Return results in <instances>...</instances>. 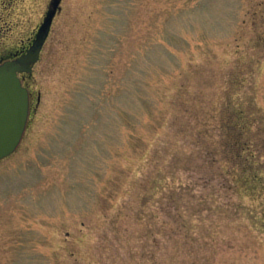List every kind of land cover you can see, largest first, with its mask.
<instances>
[{
  "label": "rangeland",
  "instance_id": "obj_1",
  "mask_svg": "<svg viewBox=\"0 0 264 264\" xmlns=\"http://www.w3.org/2000/svg\"><path fill=\"white\" fill-rule=\"evenodd\" d=\"M51 2L0 0V57ZM23 84L0 264H264V135L258 179L220 146L242 105L263 133L264 0H61Z\"/></svg>",
  "mask_w": 264,
  "mask_h": 264
},
{
  "label": "water",
  "instance_id": "obj_2",
  "mask_svg": "<svg viewBox=\"0 0 264 264\" xmlns=\"http://www.w3.org/2000/svg\"><path fill=\"white\" fill-rule=\"evenodd\" d=\"M61 0H52L37 38L21 57L0 65V161L11 156L19 147L29 118V91L23 87L20 74H31L48 38Z\"/></svg>",
  "mask_w": 264,
  "mask_h": 264
},
{
  "label": "trees",
  "instance_id": "obj_3",
  "mask_svg": "<svg viewBox=\"0 0 264 264\" xmlns=\"http://www.w3.org/2000/svg\"><path fill=\"white\" fill-rule=\"evenodd\" d=\"M233 92H235V90ZM231 120H233V122L231 123L232 125L227 126V128L224 125L225 121H223L225 133L229 131L230 127L231 128L234 127L235 129L239 130V132L237 133V137H239V139L237 141H234L233 144L228 147V143L226 142V138L224 137L225 134L223 133V139L220 141V146L221 145L223 146L222 150L224 149L227 150V151L224 150V153L227 154L226 163L227 165H234V166L235 164L241 162L254 165L253 168L251 169L252 171L251 174L253 175V177L258 179L261 177V175L257 170H254V167L258 165H262L259 164L262 162L261 161L262 158L258 160L257 157L258 149L256 150V148L259 147L258 146L259 143H256L255 140H249L247 136L253 134L255 137H259V136L261 137L264 135V129L261 130L263 131L262 135H257V133L253 131L252 126L254 124L253 123L254 119L246 115L243 105L239 110L236 111V118L232 117ZM223 140H224V144L222 143ZM260 147L264 149V137L262 138V144ZM218 154H219V150L215 149L213 154V159L211 160L212 163H217L221 160V157ZM215 207L219 209L220 205L217 204ZM180 215L182 218V223H181L182 227H195V225H197L196 227L200 226L197 224V222L193 221L192 216L187 215V213H185L184 211H181Z\"/></svg>",
  "mask_w": 264,
  "mask_h": 264
},
{
  "label": "flooded vegetation",
  "instance_id": "obj_4",
  "mask_svg": "<svg viewBox=\"0 0 264 264\" xmlns=\"http://www.w3.org/2000/svg\"><path fill=\"white\" fill-rule=\"evenodd\" d=\"M48 9H49V7H48ZM46 14H47V13H46ZM45 17H46V16H45ZM44 19H45V18H44ZM43 22H44V21H43ZM43 22L40 23V25L34 30V32H32L31 36L28 37V38L26 39V42L23 41V43L20 44V45L18 46V48H15V49H13V50H11V51H8V52H9L8 54H6V55L0 57V65H1L2 63L6 62V61H12V60H15V59L21 57L22 55L26 54V53L29 51V49L32 47V45L34 44V42H35V40H36V38H37V35H38V33H39V30H40V28H41ZM48 37H49V36H48ZM47 39H48V38H47ZM46 41H47V40H46ZM45 44H46V42H45ZM45 44H44V46H43V48H42V50H41V52H40L39 60L41 59V54H42V52H43V49H44V47H45ZM39 60H38V62H39ZM38 62H37V63H38ZM35 65H36V64H35ZM35 65H33V68H34ZM30 75H31V74H22V75H20V78H21V80H22V83H23L24 79L26 78V76H30ZM28 91H29V89H28ZM29 99H30V102H29V103H30V111H29V114H31V110H32V106H33V94H32L30 91H29ZM39 102H40V95H38L37 98H36V104H35L34 110L38 108V104H39Z\"/></svg>",
  "mask_w": 264,
  "mask_h": 264
}]
</instances>
